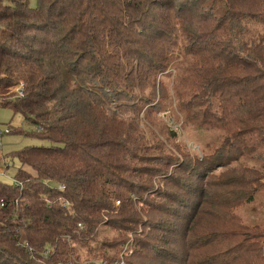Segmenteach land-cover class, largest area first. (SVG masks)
<instances>
[{"label": "trees", "instance_id": "obj_1", "mask_svg": "<svg viewBox=\"0 0 264 264\" xmlns=\"http://www.w3.org/2000/svg\"><path fill=\"white\" fill-rule=\"evenodd\" d=\"M36 2L32 9L28 0H0V108L22 115L46 144L17 153L11 180L19 186L0 182V264H89L76 250L92 254L98 245L128 247L106 264L122 257L141 264L144 238L135 228L142 227V194L171 198L168 189H154V179L180 190L188 178H173L184 171L170 158L149 155L142 126H150L154 104L172 99L184 123L223 128L234 163L248 156L264 172V35L249 34L264 0ZM183 63L196 92L187 103L160 81ZM19 83L22 92L9 94ZM239 169L219 181L223 226L195 231L194 213L183 228L191 264H264V231L240 224L231 211L264 192V175ZM194 192L201 203L215 197L204 186ZM100 228L117 239L99 243ZM206 247L212 254H201ZM177 255L171 264H187Z\"/></svg>", "mask_w": 264, "mask_h": 264}, {"label": "rangeland", "instance_id": "obj_2", "mask_svg": "<svg viewBox=\"0 0 264 264\" xmlns=\"http://www.w3.org/2000/svg\"><path fill=\"white\" fill-rule=\"evenodd\" d=\"M10 2L11 0H3L5 5H10ZM28 6L32 9L36 8V0H28ZM257 18L259 19L256 22H252L249 34L253 37L258 35L254 39L259 40V37L264 35V15ZM198 61L195 57L192 60V65ZM174 69L171 68L160 81L166 89L172 88L173 85L174 91L179 92L182 96L180 100L185 103L191 102L196 92L190 87L192 82L186 80L192 73L187 71L191 70L189 63H183L180 66V70ZM20 85L22 84L19 83L15 88L10 89L9 94H19L20 92L17 89L21 87ZM151 112L150 126L148 129L142 126L146 140L151 144L149 155L154 157L157 162L167 161V158H170L172 164H174L173 167L181 166L184 171L180 172V170H176L177 174L173 178L182 177L184 174L188 178H186L187 183H183L180 186V190H170L172 186L168 184L167 188H165L164 185L166 184L163 182L166 179L165 177H156L154 179V189H168L172 195L171 198H163L159 194L146 197V194H142L143 202L147 206H139L143 208L142 227L135 228L137 234H141L144 238L143 246L141 247L143 258L140 260V263L171 264L173 260L170 256L179 254L176 256V261H185L187 264H191L192 262L194 263V260H185V253L188 251V248L184 246L185 241L179 238L180 234L183 233V228L188 226L190 216L194 213L197 214L195 231L205 230L206 233H210V229L223 226V209L217 203L221 201L218 197V194L221 192L219 181L221 180L223 183V181L232 179L234 177L232 169L235 168V170L239 171L241 167H249V169L264 175V172L260 171L258 166L262 162H248V156H246L245 158L247 159L234 163L235 157L233 152H228V149L225 147V143L228 140L227 137L230 136L227 131L221 127L198 129L193 124L184 123L183 113L180 112L176 102L172 99L163 105L154 104ZM3 127H9L10 134L3 136L1 139L0 173L4 171V176L0 177V182L9 184L11 178L16 176L20 168L17 153L27 147L46 144L37 140L33 136L35 132L34 127L28 124L22 115L14 113L10 108H0V128ZM38 131L37 129L36 132ZM258 149L263 157L264 148L258 147ZM247 155L252 157V154ZM1 157L4 158V161ZM168 161L171 163L170 160ZM172 170H175V168L171 167L167 169L169 173ZM189 185L192 186L190 187ZM202 186L212 196L213 194L215 195V197H209L205 203H201L202 201L194 192L198 187ZM193 188L195 190H192ZM173 195L178 200H175ZM231 211L236 221L240 224L246 227L257 226L264 231V192L261 189L256 192L252 203L242 204L234 208L231 207ZM162 225H165V227L161 228ZM204 234L201 232L199 237H204ZM148 235H151L149 240L146 239ZM176 236L179 242H175ZM116 237L117 235L107 228H100L97 241L99 243L107 240L113 241L117 239ZM121 247H124L121 253H124L128 249L127 246L121 245L114 251L98 245L97 248H94L96 250L92 251V254H89L86 248H79L76 250L75 255L79 257V261L82 263L96 262L120 253ZM210 251L208 247L202 248L201 254H212V251ZM157 257L162 258V260L159 261ZM136 260H138L137 257Z\"/></svg>", "mask_w": 264, "mask_h": 264}, {"label": "built area", "instance_id": "obj_3", "mask_svg": "<svg viewBox=\"0 0 264 264\" xmlns=\"http://www.w3.org/2000/svg\"><path fill=\"white\" fill-rule=\"evenodd\" d=\"M20 86L21 87L18 86L19 88L17 87L18 88L17 90H19V92L21 93L22 92L21 91L22 85H20ZM8 134H10V128L9 127L0 128V150H1V139L3 136L8 135ZM1 158L4 161V158L3 157H1ZM0 176H4V171L2 173H0ZM10 182H13L15 186H19V183H16L15 181L10 180ZM57 188L59 191L64 190V186H62V185L58 186ZM61 204L63 207H69L70 206V203H68L67 201H64V200L61 202ZM77 226H78V228L81 229V226L79 224ZM122 258L113 262V264H125V262L122 260ZM89 264H106V261L105 260H99L96 262H90Z\"/></svg>", "mask_w": 264, "mask_h": 264}]
</instances>
